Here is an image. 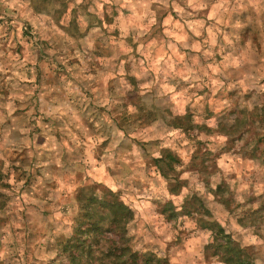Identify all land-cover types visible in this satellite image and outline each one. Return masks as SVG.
I'll return each instance as SVG.
<instances>
[{"label": "rangeland", "instance_id": "obj_1", "mask_svg": "<svg viewBox=\"0 0 264 264\" xmlns=\"http://www.w3.org/2000/svg\"><path fill=\"white\" fill-rule=\"evenodd\" d=\"M263 133L264 0H0V264H69L109 192L134 251L224 264L195 195L264 264Z\"/></svg>", "mask_w": 264, "mask_h": 264}, {"label": "trees", "instance_id": "obj_2", "mask_svg": "<svg viewBox=\"0 0 264 264\" xmlns=\"http://www.w3.org/2000/svg\"><path fill=\"white\" fill-rule=\"evenodd\" d=\"M109 194L111 198L109 200L104 199L106 203L97 201L96 198L92 199L94 201L92 204L96 205V210L92 213L86 210L83 213L88 228L84 231L78 229V231L80 234L87 233L86 237L90 236L89 239L80 240L77 238L74 242L67 239L59 244L61 252L58 256L61 257L63 254H67L69 264L75 261L78 262L82 256L87 257L86 264H166L163 258L156 255L132 250L126 232H124L125 226L133 218L132 211L118 201L114 193L109 192ZM184 204H190V207L182 206V209L178 212L179 215L196 217L200 229L211 234L212 239L205 245L204 251L210 252L212 256L217 257L218 261L224 264H257L254 255H252V247L249 245L242 246L230 233H226L220 225L210 220L211 215L204 208L200 198L192 195L190 199L185 198ZM97 209H102L101 213H103L98 218ZM174 216L172 214L171 217ZM105 221H107V228H109L108 233L115 238L103 237L102 234L99 235L95 232L104 227L102 225ZM72 251H77V254H73ZM52 262L55 261L52 260Z\"/></svg>", "mask_w": 264, "mask_h": 264}]
</instances>
